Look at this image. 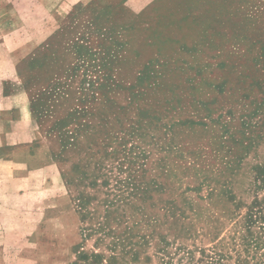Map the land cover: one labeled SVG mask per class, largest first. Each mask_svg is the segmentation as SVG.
<instances>
[{
    "label": "rangeland",
    "instance_id": "1",
    "mask_svg": "<svg viewBox=\"0 0 264 264\" xmlns=\"http://www.w3.org/2000/svg\"><path fill=\"white\" fill-rule=\"evenodd\" d=\"M9 29L18 49L0 75L15 74L0 92L25 90L31 123L14 157L21 188L1 202L0 264H106L111 237L86 234L73 199L84 184L103 196L89 185L99 164L101 190L133 174L151 184L123 206L138 244L120 264L220 238L234 264L241 216L264 212V0H0Z\"/></svg>",
    "mask_w": 264,
    "mask_h": 264
},
{
    "label": "trees",
    "instance_id": "2",
    "mask_svg": "<svg viewBox=\"0 0 264 264\" xmlns=\"http://www.w3.org/2000/svg\"><path fill=\"white\" fill-rule=\"evenodd\" d=\"M103 168L105 167L99 164V173H96L94 179L89 181V185L94 186L95 190L104 193L103 196L97 197L96 193L93 195L85 193L84 187H87V185L84 184L83 188L78 189L77 193L73 195V199L82 218H89L90 220V225L85 227L86 234L98 233L97 240L99 242H104L106 237H111L108 242H105L107 250L110 251L107 258H104L106 259V264H120L119 260L126 255H129L130 259H136L137 251L133 249V245L138 244L134 230L139 221L131 219L130 215L127 216L125 211H123V206L130 204L128 202L129 196L143 199L151 184L146 181L144 182V187H140V183L135 182V175L133 174V176H128L125 180H117L120 185L115 187V189L108 187L109 181L101 179L99 181L100 185L106 188L101 190L96 187L98 185L96 178L104 174ZM72 169L76 170L77 167L74 166ZM62 177L66 178L68 185L77 186L81 184L80 177L76 176L75 173L67 175L62 173ZM241 217V226L244 229V233L241 234L239 242L235 241L232 236L230 243L231 250L238 254L234 264H264V212L259 205L250 203ZM121 222L124 223V227L122 231H117L116 226ZM112 223H116V226H111ZM163 241L167 245V241L164 239ZM224 243L225 245L227 244L226 241ZM222 246H224L222 238L208 248L190 249L181 244L176 248L183 250L185 256L176 260L169 255V251L164 247L162 250L167 258H163L162 264H230L228 260L232 257L227 251H223L224 248ZM196 250L199 253L197 257H195ZM241 252L244 255L239 258ZM98 258L102 259L103 253H94V259L98 261Z\"/></svg>",
    "mask_w": 264,
    "mask_h": 264
},
{
    "label": "crops",
    "instance_id": "3",
    "mask_svg": "<svg viewBox=\"0 0 264 264\" xmlns=\"http://www.w3.org/2000/svg\"><path fill=\"white\" fill-rule=\"evenodd\" d=\"M11 30H8L5 37L1 35L0 30V66L9 63L13 65V51L18 49ZM2 53H5L4 58ZM13 74L15 72L11 69L10 72L0 75V81L11 79ZM30 123V101L27 92H0V229L3 225L1 202L5 197L11 200L10 196L15 191L19 192L23 182L14 174V157L19 152L20 145L26 144L23 135L27 133Z\"/></svg>",
    "mask_w": 264,
    "mask_h": 264
}]
</instances>
